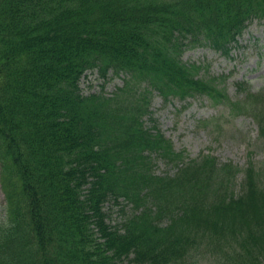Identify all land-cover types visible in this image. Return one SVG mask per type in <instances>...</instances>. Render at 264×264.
<instances>
[{"label":"trees","instance_id":"1","mask_svg":"<svg viewBox=\"0 0 264 264\" xmlns=\"http://www.w3.org/2000/svg\"><path fill=\"white\" fill-rule=\"evenodd\" d=\"M254 19L264 0H0V264H264V171L248 161L235 193L236 166L186 161L150 112L153 95L217 100L184 51L229 57ZM94 70L122 86L82 94Z\"/></svg>","mask_w":264,"mask_h":264},{"label":"rangeland","instance_id":"2","mask_svg":"<svg viewBox=\"0 0 264 264\" xmlns=\"http://www.w3.org/2000/svg\"><path fill=\"white\" fill-rule=\"evenodd\" d=\"M237 41L229 57L217 54L209 47L195 46L184 51L183 62L198 64L197 75L211 81L220 91L217 100L211 102L199 95L184 102L175 99L165 105L158 95H153L150 108L155 124L169 139L175 152L194 160H199L201 156H214L220 164L238 166L232 183L235 193L240 191L243 170L248 161L264 171V139H259L256 120L251 117V112L257 109L264 118V108L257 107L259 93L264 89V19L248 23ZM80 82L81 93L85 95L95 94L104 83V93L111 95L115 88L123 84L122 76L110 79L108 75L104 81L97 70L85 73ZM237 85L241 87L240 93ZM222 100L228 101L229 107L222 106ZM153 170L161 175L174 173L176 168L156 159ZM118 202L104 205L111 226L119 223L130 209L123 200ZM4 205L0 184V219ZM191 264L219 263L217 258L206 255L194 258Z\"/></svg>","mask_w":264,"mask_h":264}]
</instances>
